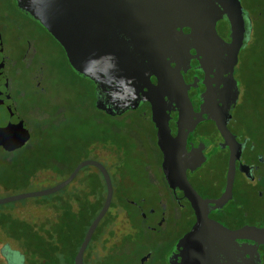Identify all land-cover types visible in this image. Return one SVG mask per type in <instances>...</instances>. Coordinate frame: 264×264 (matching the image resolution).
<instances>
[{
  "label": "flooded vegetation",
  "instance_id": "af4514ba",
  "mask_svg": "<svg viewBox=\"0 0 264 264\" xmlns=\"http://www.w3.org/2000/svg\"><path fill=\"white\" fill-rule=\"evenodd\" d=\"M240 1L249 15L250 27L248 20L246 24L252 30L254 19L244 5L247 0ZM7 3L11 11L19 13L29 23L20 27L5 19L0 27V63L3 64L6 79L0 81V96L5 95V91L9 94V99L0 97V153L5 157L3 163L25 143L36 139L34 128L40 125L42 128L43 122L50 116L51 84L46 76V60L42 52L48 45L47 37L60 48L43 28L17 9L13 0ZM7 11L1 7L0 16L6 18ZM181 30L184 35L189 33L186 27ZM216 31L223 41L229 42L227 24L221 18L216 20ZM200 61L201 57H196L195 50L188 43H183L169 55L160 54V58L148 70L150 75H156L151 76V89L158 80L162 81L165 74L175 80L169 88H159L160 97L151 98L155 108L163 111L161 119L166 120L169 129L170 137L161 142L162 148L157 144V129L151 121V104L139 103L135 110L125 112L126 125H132L140 133L148 128L151 130L148 138H137V141L127 144L131 147L129 151L132 157L139 162L138 168L143 170L137 173L138 177L130 174L120 176L125 183L121 188H114V165L106 162L110 169L108 171L91 158L93 154L85 159L105 168L112 184V199L85 248L82 264H109L110 259L119 261V257L125 259V253H130L136 246L141 252L136 264H264V245L255 239L237 238L229 234L243 227L264 229V139L260 145L255 138H249L239 129L241 124L237 111L242 92L235 74L238 64L233 71L236 85L230 82L225 64H202ZM69 70L74 77L80 78ZM178 74L184 82L193 113L184 112L186 105L175 87L176 81L179 83ZM89 83L92 106L96 110L94 87ZM144 91L149 90L145 88ZM31 92L36 95L34 100H29ZM209 114L219 121H225L234 142H226L215 122L207 119ZM26 133L29 137L22 146L17 147L26 138ZM142 136L146 137L143 133ZM145 139L153 146L154 158L142 154L145 152L141 142ZM231 149H240V157L235 162L231 199L222 208L207 204V219L202 221L203 209L193 207L185 192L184 180L186 178L203 201L218 199L225 189ZM94 156L101 159L96 154ZM164 159L166 162L163 166ZM90 168L101 177L105 193L100 195L98 185L91 181L96 176L94 172L87 171L81 176L77 174L75 217L79 229L86 221H90V224L93 222L106 198V186L100 172L95 167ZM83 208L91 214L83 215ZM115 208L117 213L113 212ZM110 209L112 215L108 214ZM120 213L121 219L116 223L115 218ZM90 224L84 235L79 233L80 241L75 243L74 257ZM117 225L120 231H117ZM0 255L4 264H19V260L25 264L27 261L24 255L19 257L8 246L0 248Z\"/></svg>",
  "mask_w": 264,
  "mask_h": 264
},
{
  "label": "water",
  "instance_id": "95a60500",
  "mask_svg": "<svg viewBox=\"0 0 264 264\" xmlns=\"http://www.w3.org/2000/svg\"><path fill=\"white\" fill-rule=\"evenodd\" d=\"M13 1L21 13L43 28L60 46L70 69L93 84L96 110L116 117L135 110L139 103L151 104V121L157 129V144L161 148V142L170 137L169 129L166 120L161 119L163 111L155 108L151 98L160 97L159 88H169L175 80L165 74L162 81L158 80L151 89V76L156 75H150L148 70L160 58V54L169 55L181 44L188 43L195 50L196 57H201L202 64H225L230 82L237 85L233 71L251 31L249 15L242 8L240 0ZM219 18L227 24L229 42L223 41L217 34L216 20ZM176 21L183 25H177ZM182 27L189 29V33L184 35ZM2 66L0 63V81L4 82ZM177 78L179 83L176 81L175 87L186 105L184 112L193 113L182 77L178 74ZM145 88L149 91L145 92ZM0 97L9 99V94L5 91V95ZM207 119L215 122L228 144L234 142L225 121H219L211 114ZM28 137L26 133V138L17 147L22 146ZM239 157L240 149H231L225 189L216 200L203 201L185 178L184 189L193 207L203 209L202 221L207 219V204L222 208L231 199L235 162ZM165 162L164 159L163 166ZM85 167L98 169L106 186V198L90 224L73 264H82L85 248L111 203V180L101 164L92 160L82 161L65 181L52 188L0 199V205H3L53 195L67 187ZM229 234L237 238L255 239L264 245V229L243 227Z\"/></svg>",
  "mask_w": 264,
  "mask_h": 264
},
{
  "label": "rangeland",
  "instance_id": "374dc122",
  "mask_svg": "<svg viewBox=\"0 0 264 264\" xmlns=\"http://www.w3.org/2000/svg\"><path fill=\"white\" fill-rule=\"evenodd\" d=\"M7 1L0 0V8L2 7L5 11L8 10L6 18L0 16V27L4 25L5 19L20 27L28 25L29 21L26 18L10 10ZM244 5L250 10L253 17L258 12L264 13V0H247ZM9 16L11 17L10 19ZM6 30H8V27ZM47 39L48 45L43 49L42 55L45 56L46 76L51 84L49 102L54 104L59 99H62L59 109L64 112L71 110L77 105L78 107L73 113L76 117L73 119L74 123H71V126H68L69 128L67 129H59L49 134L47 138H42V140L32 138L25 143L24 147L11 154L10 159L5 163H3L5 160L4 154L0 153V199L52 188L68 178L70 175L68 173L73 166L76 167L80 162L89 159L88 157H91L92 154L91 158L96 159L97 162L104 165L108 171L110 169L107 163L115 165L116 170L114 168L113 171L114 173L116 171L117 176L113 177L112 175L114 188L116 186L121 188L123 183H125L120 176L130 174L138 177L137 173L143 171L138 168L139 162L132 157L131 152L125 151V138L127 137L125 133L132 129L131 126L126 125L127 118L125 120H113L101 114L100 111H94L89 105L92 101L89 83L84 80H78L71 74L60 48L48 37ZM20 48H22L21 45ZM241 53L239 55L240 59ZM75 94H78V104L67 102ZM28 97L29 100H34L36 95L31 92ZM51 104L50 108L52 107ZM259 109L258 107H249L247 105L240 107L238 119L241 124L239 127L241 133L245 132L244 134H249V138H255L262 145L264 139V125L262 123L264 119L262 123L256 119L258 117L261 118L262 111L260 110V113ZM116 127L123 128V133L121 134L122 139L117 143H113L115 146L110 145V143L112 144L113 139L112 128ZM142 133L146 137L142 136ZM142 133L136 132L135 138H148L151 135V130L148 128L143 130ZM57 146L60 147L61 154L65 152L69 154V156H63L62 158L67 160L66 164L68 166L62 168L59 174L43 171L32 177L30 173L39 167L38 165H41L45 156L58 152ZM141 146L145 152V154L142 153L144 156L154 158L155 151L147 139L143 143L141 142ZM117 147H121L122 149L120 148V151H118ZM35 154L37 157H35ZM94 154L101 157V159H97ZM87 171L96 174L91 181L95 185H98L99 193L103 195L105 191L102 179L94 169L90 167L84 168L78 175L81 176L87 173ZM78 179L76 178L67 187L53 195L28 198L0 205V248L8 246L13 248L19 257L24 255L28 261L25 264H36V261L42 260L39 257L40 255L47 256L49 254H53L58 258L60 264H71L73 262H71L72 257L76 251L75 243L77 240L80 241L78 239L80 238V234L73 232L67 235L65 233L61 235V239H50L48 237V227L42 228L45 225L44 221L49 219V217L54 218V208L57 205L56 200L60 196L64 197L70 191H73L75 184L79 181ZM115 200L116 195L113 196V202ZM115 209L113 212L117 213L115 211L118 210ZM108 214L112 215L111 209ZM120 219L121 213L118 217L116 216L115 222L117 223ZM117 228V231H120L119 225H117ZM140 253V249L136 246L130 253H125V259L123 256L119 257V261L110 259L109 264H136ZM36 256L37 258H35ZM0 264H4L1 255ZM19 264H21L20 260Z\"/></svg>",
  "mask_w": 264,
  "mask_h": 264
},
{
  "label": "trees",
  "instance_id": "16d2710c",
  "mask_svg": "<svg viewBox=\"0 0 264 264\" xmlns=\"http://www.w3.org/2000/svg\"><path fill=\"white\" fill-rule=\"evenodd\" d=\"M255 18V19H254ZM254 22L252 24V30L250 32L249 39L247 43L245 44V47L243 48V51H241V59L239 57V62L236 67V78L238 79L241 87V104L239 106V109L237 111L239 116V110L240 107L249 106V107H258L259 112L261 114V118H256L259 122H263L264 119V13H257L254 17ZM257 23V24H256ZM60 47V46H59ZM66 60V59H65ZM68 68L70 69L68 63L66 62ZM78 80H83L75 76ZM86 81V80H84ZM88 82V81H87ZM89 83V82H88ZM90 85V83H89ZM91 87V85H90ZM92 94V91H91ZM67 102H71L73 104H78V94H75L71 98L67 100ZM50 103V102H49ZM62 103V99H59L57 103L51 104V108H49L50 116L47 119L46 122H43V127H35L34 128V138H47L49 134H52L56 132L57 130H63L64 128H69L71 126V123L73 122V119H75L76 115L73 114L74 110L78 107H73L71 110L62 111L64 114H62L61 110L59 109V105ZM90 107L92 106V101L89 104ZM94 109V108H93ZM261 110V111H260ZM94 111H96L94 109ZM99 112V111H96ZM103 114V113H101ZM108 117V116H107ZM113 120H125V115L119 116V117H109ZM138 121V120H136ZM125 123V121H123ZM139 122V121H138ZM264 125V122L262 123ZM69 126V127H68ZM132 126V125H131ZM136 126V125H135ZM113 134H112V144L114 142H119L121 140V134L123 133V128L116 127L112 128ZM125 131V130H124ZM139 131V130H138ZM136 129L132 127L131 130H129L127 133H125L126 136H130L131 138H125V151L128 152L131 147H128V142L137 141V138H132L136 135ZM246 131V129H245ZM247 134V133H246ZM145 135V134H144ZM249 135V134H247ZM149 136V135H148ZM35 139V140H36ZM139 143V141H138ZM116 146V145H115ZM133 146V145H132ZM121 147H117V150L120 151ZM58 152L53 155H47L44 157L43 162L41 165H38L35 170H33L30 175L32 177L36 176V174L43 172V171H51L56 174H59L62 171V168L65 166H68L66 164V159H62L63 156H69L66 152L64 154H61V149L59 146H57ZM122 149V148H121ZM126 155V154H125ZM140 156H142L140 154ZM35 157L37 155L35 154ZM37 160V159H36ZM116 164V162H115ZM75 166H73L68 173L71 174V172L74 170ZM114 168L116 170V167L114 165ZM81 172V171H80ZM79 172V173H80ZM29 175V176H30ZM115 177L117 176V173L115 171L114 173ZM31 177V178H32ZM76 180V178L74 179ZM73 180V181H74ZM72 181V182H73ZM57 205L54 208V218L47 219L44 221V227H48V237L50 239L53 238H60L62 234H71L73 232L75 233H81L84 235L87 226L90 224V221H86L82 228L79 229L78 223L76 220V192H75V186L73 191H70L67 195L64 197H59L57 200ZM100 207V206H99ZM98 207V209H99ZM83 208L82 214L83 215H90L91 212L87 209V211H84ZM93 216V214L91 215ZM61 239V238H60ZM39 256V255H38ZM41 261H36V264H60L58 258H56L53 254L49 255H40ZM37 258V256L35 257ZM74 255L72 257L71 262L73 261ZM73 264V262L71 263Z\"/></svg>",
  "mask_w": 264,
  "mask_h": 264
}]
</instances>
